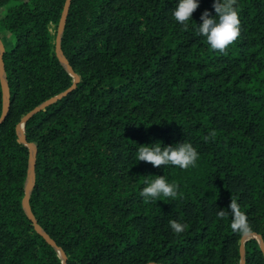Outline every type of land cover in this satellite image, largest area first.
<instances>
[{
  "label": "trees",
  "instance_id": "trees-1",
  "mask_svg": "<svg viewBox=\"0 0 264 264\" xmlns=\"http://www.w3.org/2000/svg\"><path fill=\"white\" fill-rule=\"evenodd\" d=\"M213 2L200 0L184 29L176 0H71L61 50L79 82L25 126L37 151L31 212L66 264H239L243 234L217 215L231 199L264 243V0H237L240 35L223 51L194 30ZM64 3L25 0L0 16L14 39L3 55L0 264H61L22 208L28 151L16 127L72 84L50 31ZM184 140L200 154L186 170L135 158L138 146ZM157 175L179 195L145 201V177ZM244 250V264H264L255 240Z\"/></svg>",
  "mask_w": 264,
  "mask_h": 264
},
{
  "label": "clouds",
  "instance_id": "clouds-1",
  "mask_svg": "<svg viewBox=\"0 0 264 264\" xmlns=\"http://www.w3.org/2000/svg\"><path fill=\"white\" fill-rule=\"evenodd\" d=\"M200 0H176V6L171 11L174 21L184 29H189L192 14L199 7ZM212 8L215 15L206 9L200 16L202 21L195 23V33L203 37L207 45L213 50H225L229 45L236 41L240 35V14L238 11L237 0H214ZM199 152L193 144L187 140L175 145L164 146L161 142L150 145L138 146L135 158L138 162H148L154 167L175 166L181 170H186L190 166H195L199 158ZM148 177V176H147ZM145 177L143 187L140 189V196L147 202L157 200L159 197L175 198L179 195V184L171 181L165 175ZM230 211L225 213L219 210L217 215L223 217L231 214V227L235 231L246 235L251 231V225L244 212L239 211V203L231 199L228 206ZM171 229L175 233L183 232L187 225L178 220L169 221Z\"/></svg>",
  "mask_w": 264,
  "mask_h": 264
},
{
  "label": "water",
  "instance_id": "water-1",
  "mask_svg": "<svg viewBox=\"0 0 264 264\" xmlns=\"http://www.w3.org/2000/svg\"><path fill=\"white\" fill-rule=\"evenodd\" d=\"M2 1V0H0ZM71 0H65L63 10L61 12L60 19L57 24V33L54 41V52L57 60L59 61L62 68L65 72L71 77L72 84L71 86L60 93L59 95L44 101L43 103L36 106L34 109L29 111L18 123L16 127V135H17V143L19 145L24 146L28 151V162H27V172L26 178L23 186V198H22V208L27 219L32 223L35 232L45 241L47 245H49L53 251L57 254V257L60 260L61 264H66V256L63 250L56 245V243L45 233V231L37 224L36 219L34 218L31 208L29 205L30 196L35 184V160H36V146L33 143H29L25 137V126L26 123L37 113L44 111L48 106L55 104L57 101L67 96L70 92H72L79 82V77L76 75L69 65L67 59L65 58L62 50H61V40L63 35V30L65 27L66 18L68 15V10L70 7ZM5 53V48L0 39V88L2 94V110L0 115V125L5 121V118L8 115L10 101H9V88L7 85L6 74L4 70L3 64V55ZM255 240L258 244L259 250L261 251L264 259V243L262 237L255 233H248L243 235L240 240V248L239 255L240 261L239 264H244L245 261V250L244 245L246 241ZM155 264V263H150Z\"/></svg>",
  "mask_w": 264,
  "mask_h": 264
},
{
  "label": "rangeland",
  "instance_id": "rangeland-1",
  "mask_svg": "<svg viewBox=\"0 0 264 264\" xmlns=\"http://www.w3.org/2000/svg\"><path fill=\"white\" fill-rule=\"evenodd\" d=\"M25 0H11L9 1L5 6H2L0 7V16L1 14L5 11V9L8 7V6H14V5H18L19 3H22L24 2ZM50 31L51 33L56 36V33H57V28L55 29L54 26H50ZM0 39H1V42L5 48V50H10L13 45H14V39L13 37L9 34V32L5 31V30H1L0 29Z\"/></svg>",
  "mask_w": 264,
  "mask_h": 264
}]
</instances>
